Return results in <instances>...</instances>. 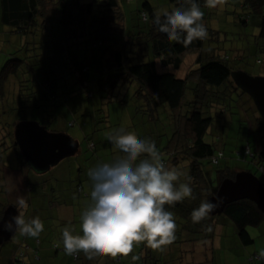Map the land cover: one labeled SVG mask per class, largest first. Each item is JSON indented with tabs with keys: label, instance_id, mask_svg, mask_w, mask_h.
<instances>
[{
	"label": "trees",
	"instance_id": "1",
	"mask_svg": "<svg viewBox=\"0 0 264 264\" xmlns=\"http://www.w3.org/2000/svg\"><path fill=\"white\" fill-rule=\"evenodd\" d=\"M123 1L0 0V25L3 26L0 33L4 36L13 33L20 39L30 38L25 42L17 41L20 48L2 67L1 92L4 93L6 82L17 76V87L12 94L18 99L19 113L30 112L32 117L40 116V121L35 117L31 120L17 117L9 128L8 124L0 123L1 154L13 149L18 153L19 164L32 169L16 142V127L21 122L37 121L50 132H60L46 127L45 122L53 125L56 118L50 120V114L55 117L57 108L68 100V93L59 90L64 88L63 84L69 77L83 85L98 81L100 90L120 92L135 83V95L144 102V107L155 113L158 107H167L171 121L170 136L165 143L161 140L155 145L165 167L180 174L175 183H189L192 187V198H185L174 206L165 205L166 210L174 213L175 231L178 234L187 233L190 242L213 241L221 224L217 217L209 214L194 223L191 212L201 201L210 199V193L216 194L222 181L233 179L241 170L222 165L226 157L224 145L221 147L217 142L206 140L214 121L212 114L217 109L230 116L234 110L245 114L248 132L253 135L252 143L247 141L239 154L244 156V160L250 158L255 163L257 172L253 174L264 186L263 120L256 105L252 106L245 98L247 93L233 80L232 73L243 70L234 67L220 45H208L207 38L188 44L182 42L183 37L180 42L166 40L153 25V15L158 9L149 0H144L136 11L138 21L128 27L121 11ZM127 1L131 3L135 0ZM168 1L172 5L168 12L190 7L189 0ZM196 2L202 12L208 13L212 9L206 6L205 0ZM234 3L241 10L238 20L245 26H255L259 30L256 38L264 40V0H234ZM201 22L208 29V35H218L209 28L204 16ZM259 50L264 53V44ZM21 51L18 55L17 52ZM189 54H196L195 66L186 76L178 78L169 68L179 70ZM35 67L38 70L34 78L21 77ZM60 80L61 84L58 83ZM88 95L91 97L92 93ZM236 96L239 99L234 104L232 98ZM155 113H152L153 120L159 119ZM224 123L228 124L229 118L226 117ZM74 125V122L70 123V126ZM86 138L89 149L95 150L94 141L89 136ZM219 178H222L221 181ZM78 191L82 193L81 185ZM13 205L0 201V213L4 214L10 207L15 208ZM223 215L232 221L245 246L254 243L248 228L264 224V213L249 200L228 205ZM22 248L15 255L13 264H30ZM131 253L140 258L134 259L133 264H162L159 255L143 242L134 244ZM74 256L77 258L79 254ZM257 258L264 260L261 255H253L251 260ZM34 259H39L36 249ZM122 261L121 256L115 263L122 264ZM166 264L172 263L168 261Z\"/></svg>",
	"mask_w": 264,
	"mask_h": 264
},
{
	"label": "rangeland",
	"instance_id": "2",
	"mask_svg": "<svg viewBox=\"0 0 264 264\" xmlns=\"http://www.w3.org/2000/svg\"><path fill=\"white\" fill-rule=\"evenodd\" d=\"M143 1L135 0L129 3L124 0L122 2L121 11L125 15V23L128 27L135 20L138 21L136 11ZM149 1L158 10L172 9L168 0ZM229 1L224 0L222 5L218 4L208 13L203 12L209 28L218 32V35L213 37L211 33L207 36V44L214 47L220 45L234 67L251 76H264V53L259 50L264 40L256 38L259 30L255 26H245L238 20L241 10L234 0ZM2 27L0 25V29ZM2 34L0 33V72L6 62L14 57L13 53L20 48L17 41L30 40L27 37L20 39L13 33L6 36ZM17 53L21 55L22 51ZM195 55H187L179 70L174 68L169 70L178 78H183L195 66L194 62L197 59ZM37 70L35 67L34 70L20 76L25 79L34 78ZM16 78L18 77H11L6 82L4 93L0 88V123L6 126L8 124V128L17 117L27 120L35 117L34 119L40 121L39 115L32 117L30 112L19 113L18 99L12 94L17 87ZM58 83L61 84V80ZM63 85L64 88L59 91L67 92L68 100L57 108L55 117L54 114H50V120L56 118L53 125L44 122L46 127L52 130L57 129L77 141L80 145L79 152L62 160L49 171L37 173L28 166L19 164L18 153L15 150L11 149L4 155L0 150V201L5 204L6 202L15 204L16 198L23 196L28 204L26 209L21 210L25 219L30 220L39 216L44 224V230L37 238L23 235L17 230L10 240L0 244V264H13L21 246L24 247L22 249L25 251V259L30 264H118L115 260L121 256L122 264H133L135 255L131 252L127 256L117 255L115 258L107 255L99 256L91 261L85 260L80 254L77 258L74 255H67L61 241V231L63 226L67 225L73 229L74 234H79L81 214L91 203V181L88 170L100 163H112L118 155L113 151L109 137L121 133L135 134L138 138H147L155 143L162 140L165 143L167 136H170L171 127L167 107H158L156 113L144 107V102L135 95L137 90L135 83L129 84L122 92L113 89L100 90L98 81L83 85L73 77L65 80ZM89 92L92 93L91 97L88 95ZM245 98L255 107L248 94ZM237 99H239L238 96L232 98L234 104ZM7 111L8 113H4ZM152 113L158 114L159 119L153 120ZM232 113V116L222 114L217 109L212 114L214 121L206 140L217 142L220 146L224 145L226 157L222 165L256 173L255 163L250 158L244 160V156L239 154L243 152L247 141L252 143L253 135L248 132V122L244 121L245 114L241 115L238 110ZM226 117L229 118V123L225 125ZM71 122L75 125L70 126ZM87 136L96 145L93 151L89 149ZM80 185L82 193L78 191ZM1 188L4 189V193H1ZM216 217L221 224L213 241L190 242L187 233L178 234L175 231L174 239L158 249H152L153 253L159 255L162 264L168 261L172 264L188 262V264L196 262L199 264H264L262 259L251 260L253 255L260 256L261 250H264V224L260 227L248 228L254 243L245 246L240 241L232 221L223 214ZM35 249L39 259H34ZM136 252L137 250L134 251Z\"/></svg>",
	"mask_w": 264,
	"mask_h": 264
},
{
	"label": "clouds",
	"instance_id": "3",
	"mask_svg": "<svg viewBox=\"0 0 264 264\" xmlns=\"http://www.w3.org/2000/svg\"><path fill=\"white\" fill-rule=\"evenodd\" d=\"M189 2L188 8L154 12L153 25L166 40L180 42L183 37L182 42L188 44L207 38L208 29L201 22L204 13L196 0ZM223 3L224 0H205L210 8ZM109 143L118 155L112 163H100L88 170L91 203L81 214L79 234L67 225L61 231L65 253L80 254L89 261L105 255L127 256L134 244L142 242L152 249L170 243L177 225L174 213L165 205L174 206L192 198V187L189 183H175L180 174L165 167L154 141L121 133L110 136ZM210 196L212 199L201 201L192 210L194 223L207 217L217 207L215 200L222 199L215 193ZM13 206L18 214L10 220H4L0 213L3 229L39 237L44 224L39 216L25 219L21 210L28 207L26 199L18 196ZM260 255L264 257V250Z\"/></svg>",
	"mask_w": 264,
	"mask_h": 264
},
{
	"label": "water",
	"instance_id": "4",
	"mask_svg": "<svg viewBox=\"0 0 264 264\" xmlns=\"http://www.w3.org/2000/svg\"><path fill=\"white\" fill-rule=\"evenodd\" d=\"M234 82L253 99L264 125V76H251L244 71L232 73ZM16 142L29 166L37 173H45L62 160L79 151V143L62 132H50L37 121L21 122L15 131ZM216 194L217 207L210 213L212 216L223 214L232 203L249 200L264 213V186L259 178L249 171L237 172L233 179H225ZM212 199V197L210 198ZM15 208H8L4 220L16 215ZM15 231H5L0 222V244L12 238Z\"/></svg>",
	"mask_w": 264,
	"mask_h": 264
}]
</instances>
